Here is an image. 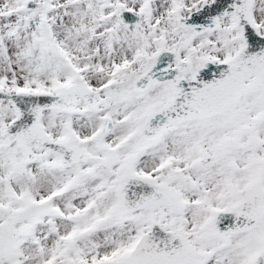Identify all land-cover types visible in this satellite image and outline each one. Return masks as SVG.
Listing matches in <instances>:
<instances>
[{
  "label": "snow or ice",
  "instance_id": "1",
  "mask_svg": "<svg viewBox=\"0 0 264 264\" xmlns=\"http://www.w3.org/2000/svg\"><path fill=\"white\" fill-rule=\"evenodd\" d=\"M0 264H264V0H0Z\"/></svg>",
  "mask_w": 264,
  "mask_h": 264
}]
</instances>
